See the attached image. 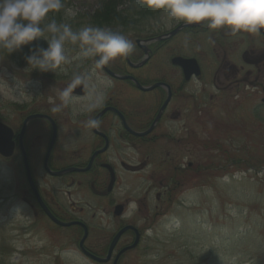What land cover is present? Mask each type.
I'll list each match as a JSON object with an SVG mask.
<instances>
[{
  "label": "flooded vegetation",
  "instance_id": "1",
  "mask_svg": "<svg viewBox=\"0 0 264 264\" xmlns=\"http://www.w3.org/2000/svg\"><path fill=\"white\" fill-rule=\"evenodd\" d=\"M185 24L184 21L175 20L168 29L156 28L135 37L132 39L135 48L131 57L117 58L105 65L113 73L134 77L144 88L139 87L132 78H115L104 68H99L106 73L99 80L106 79L113 85L117 83L118 87L115 95V89L110 84L102 94L103 104L93 112L72 111V103H85L90 98L87 92L81 96L75 91L67 106L69 110L65 107L59 112L51 110L60 104L57 99L59 91L69 83L65 81L67 77H61V81L53 83L46 78L42 87L53 85L55 93L49 91L42 97L37 94L29 101L17 103L11 119L0 113V121L12 129L14 149L10 157L0 154V167L14 174V187H21L26 194L20 196L18 192L13 193L11 211L21 209L49 219L40 203L42 200L59 219L76 215L73 212L75 208L65 210L61 207V200L54 192L59 190L58 187H65L66 194L71 197L69 188H85L90 181V195L86 200L88 207L87 210L80 207V214L95 218L91 204L96 202L103 208L102 213L109 217L111 227L110 232L101 237V250L95 251L88 244H85V248L91 254L104 257L123 228L133 225L138 230L143 229L137 222L145 221L146 215L141 214L145 213L146 202L172 203L173 191L179 182L174 181L173 184L171 181L162 186L163 178L170 174L163 172V169L174 168L176 175L173 173V176L176 179L178 174L187 178L192 174L177 164L184 155L189 157V151L205 148L203 139L195 141L198 130L195 118L207 124L220 108L240 111L244 99L243 86L250 88L253 105L254 96L259 98L255 110L264 109V29L258 33L233 34L228 29L209 30L203 23L183 27ZM174 29L180 31L172 38L162 41L154 39ZM174 57L191 58L196 63L179 65L173 62ZM210 59L211 66H205ZM144 60L143 64L136 66ZM51 97H54V102H51ZM201 101L208 103L198 104ZM38 114L43 116L32 118L24 125L28 117ZM90 118L98 121L96 127L88 126ZM215 119L211 122L215 123L217 129L224 121ZM205 127L204 130L208 131ZM67 140L73 141V144L66 145ZM119 150L131 153H128L129 158L116 163ZM143 150L148 151L147 156ZM153 150L163 152L153 155ZM7 160L12 162L13 171L11 165L4 164ZM152 163L153 170L144 177V180L149 177L148 189L133 186L130 195L127 186H122V179L130 176L132 179L139 178V174ZM119 169L124 170L125 174H120ZM63 170L68 171L57 175ZM156 179L162 191L159 189L152 193L156 190ZM112 180L113 185L109 189ZM18 181H21V185ZM92 195L101 200H93ZM74 218L86 225L92 223L77 215ZM77 227L81 230L82 238L84 230L82 226ZM87 227L85 243L91 237L90 227ZM136 235V231L128 229L117 239L110 264L119 255L118 264L124 262L129 254H123L122 250L135 242ZM80 239L77 251L85 256L80 248Z\"/></svg>",
  "mask_w": 264,
  "mask_h": 264
},
{
  "label": "rangeland",
  "instance_id": "2",
  "mask_svg": "<svg viewBox=\"0 0 264 264\" xmlns=\"http://www.w3.org/2000/svg\"><path fill=\"white\" fill-rule=\"evenodd\" d=\"M101 1L69 0L71 8L78 15L68 19L82 26L87 21L86 14L94 12ZM80 15L84 19L76 18ZM157 15L159 23L167 29L175 22L169 20L166 14ZM107 27L112 28L111 25ZM36 44L47 47V42L40 38L10 55L6 50H0V113L10 119L17 103L29 101L37 94L45 96L49 91L55 93L53 85L42 87L46 78L51 83L61 81L59 77H54L53 72L41 73L27 65V47ZM65 51L70 62L61 65L55 72L65 70L64 74H87L92 86L89 94L102 95L111 84L116 95L117 83L113 85L106 79L99 80L100 75L96 72L102 76L104 73L95 67L93 58L77 59L79 49L70 43L65 44ZM204 65L211 66V59ZM70 80L67 77L66 81ZM250 93V88L243 86L244 99L240 111L220 108L207 124L194 119L195 127L198 128L195 141L203 139L205 148H195L189 151L190 154L183 151L190 156L193 165L190 167L187 164L188 157H184L182 166L186 170L191 169L190 173L193 174L188 178L178 174L176 179L174 168L163 169V172L170 174L163 178L162 186L171 181L173 183V180L180 183L173 191L172 208L157 201H151L150 204L146 202L145 213L141 215H146L149 221L139 222L146 227L150 223L158 225L149 232L148 239L145 237L142 246L131 252L122 264H264V109L255 110L259 98L254 96L253 105ZM91 99L92 95L88 102L72 103V111H86ZM50 100L55 101L54 97ZM65 109L69 110L67 107ZM214 117L215 120L224 121L217 129L215 123L211 122ZM71 144L73 141L67 140L66 145ZM142 152L148 155V151ZM161 152L151 151L153 155ZM128 153L131 152L117 151L116 163L120 159L129 158ZM5 164L11 165L13 171L14 166L10 160ZM153 165L150 164L141 172L139 178L132 179L130 176L122 180L130 195L133 186L136 189H148L149 177L146 180L144 177L149 176ZM119 171L125 174L124 170ZM12 175V172L9 174L5 168L0 167V198L7 196L0 202V257L5 264H96L78 255L76 248L82 233L77 228L58 227L50 220L39 217V214L35 216L25 210L8 209L14 192L20 196L26 195L21 187H14L15 179ZM18 182L21 185V181ZM155 182L156 190L152 193L159 189L162 191L158 179ZM88 188H71V197L66 195L63 187H58L59 190L54 193L61 199L63 209L67 210L73 205L77 216L92 222L91 237L87 244L99 251L103 246L101 237L110 232V219L102 213L97 203L92 206V211L96 212L95 218L80 214V207H85L90 195ZM154 207L156 209H152ZM163 212L166 215H162ZM76 215L65 218L71 220ZM4 244L8 247L3 248Z\"/></svg>",
  "mask_w": 264,
  "mask_h": 264
},
{
  "label": "clouds",
  "instance_id": "3",
  "mask_svg": "<svg viewBox=\"0 0 264 264\" xmlns=\"http://www.w3.org/2000/svg\"><path fill=\"white\" fill-rule=\"evenodd\" d=\"M153 10H163L169 20L184 21L189 25L205 24L209 30L228 29L258 33L264 29V0H144ZM64 9V15L74 18L78 12L65 7L63 0H0V50L11 54L22 46L43 38L47 47L36 44L29 47L25 60L28 66L41 73L53 72L69 63L65 44L77 47V59L94 58L95 67L102 68L117 58L131 57L135 44L121 30L110 27L85 25L73 30L71 24L55 20L42 24L50 12ZM90 76L73 74L59 91L60 104L52 107L59 112L73 99L77 88L90 89ZM86 111L93 112L103 104L101 94H91ZM98 121L89 119L88 126Z\"/></svg>",
  "mask_w": 264,
  "mask_h": 264
},
{
  "label": "trees",
  "instance_id": "4",
  "mask_svg": "<svg viewBox=\"0 0 264 264\" xmlns=\"http://www.w3.org/2000/svg\"><path fill=\"white\" fill-rule=\"evenodd\" d=\"M63 3L66 6V3L68 4V0H63ZM120 7L123 8L121 9ZM63 13L64 9H61L59 12H50L42 24H47L52 20H55L54 16H61ZM152 13H154V10H150V8L146 6L144 0H102L100 7L96 9L94 13L86 14L87 21L86 23L84 22L85 24L82 26L93 25L107 27L108 25H111L112 29L119 27L138 30L143 18L145 16L148 17ZM83 18L84 17H82V19ZM59 19V21L56 20L58 24L66 22L62 21L61 18ZM65 20H68V18ZM69 22L73 24L72 21ZM72 28L79 29L80 27L75 25ZM1 246L2 244L0 240V247ZM7 247V244L3 245V248ZM0 264H5V261H1Z\"/></svg>",
  "mask_w": 264,
  "mask_h": 264
},
{
  "label": "water",
  "instance_id": "5",
  "mask_svg": "<svg viewBox=\"0 0 264 264\" xmlns=\"http://www.w3.org/2000/svg\"><path fill=\"white\" fill-rule=\"evenodd\" d=\"M0 150H1V148H0ZM6 150V149H5Z\"/></svg>",
  "mask_w": 264,
  "mask_h": 264
},
{
  "label": "bare ground",
  "instance_id": "6",
  "mask_svg": "<svg viewBox=\"0 0 264 264\" xmlns=\"http://www.w3.org/2000/svg\"><path fill=\"white\" fill-rule=\"evenodd\" d=\"M110 247V246H109Z\"/></svg>",
  "mask_w": 264,
  "mask_h": 264
}]
</instances>
